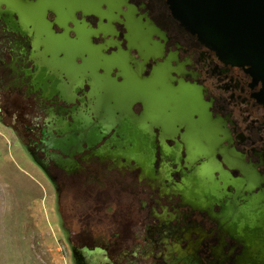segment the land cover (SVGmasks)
<instances>
[{
	"label": "flooded vegetation",
	"instance_id": "flooded-vegetation-1",
	"mask_svg": "<svg viewBox=\"0 0 264 264\" xmlns=\"http://www.w3.org/2000/svg\"><path fill=\"white\" fill-rule=\"evenodd\" d=\"M263 88L168 0H0V121L49 157L58 210L83 190L66 233L92 264L138 233L171 240L165 264H264Z\"/></svg>",
	"mask_w": 264,
	"mask_h": 264
},
{
	"label": "rangeland",
	"instance_id": "rangeland-1",
	"mask_svg": "<svg viewBox=\"0 0 264 264\" xmlns=\"http://www.w3.org/2000/svg\"><path fill=\"white\" fill-rule=\"evenodd\" d=\"M31 149L28 141L17 139L9 125L0 121V264H92L82 251L87 237L66 233L67 228L81 229L86 204L74 198L81 196L83 190L63 189L58 210L55 190L45 170L49 157L37 156ZM105 223L93 222L88 229L95 235L94 245L99 247L103 243L109 246L111 239L100 234L106 232ZM164 241L163 235L138 233L134 252L110 248L97 263H102L103 256L110 263L120 264L181 260L172 247H167L171 240ZM200 256L201 264H208V253ZM188 260L189 257L185 263L189 264Z\"/></svg>",
	"mask_w": 264,
	"mask_h": 264
},
{
	"label": "water",
	"instance_id": "water-1",
	"mask_svg": "<svg viewBox=\"0 0 264 264\" xmlns=\"http://www.w3.org/2000/svg\"><path fill=\"white\" fill-rule=\"evenodd\" d=\"M174 16L264 85V0H168ZM264 96V88H263Z\"/></svg>",
	"mask_w": 264,
	"mask_h": 264
},
{
	"label": "bare ground",
	"instance_id": "bare-ground-1",
	"mask_svg": "<svg viewBox=\"0 0 264 264\" xmlns=\"http://www.w3.org/2000/svg\"><path fill=\"white\" fill-rule=\"evenodd\" d=\"M256 215V214H255ZM258 218V217H257ZM249 220H244V219H242V221L241 222H248L250 225H255V224H257V222H256V216H254V214L253 213H251V214H249V218H248Z\"/></svg>",
	"mask_w": 264,
	"mask_h": 264
}]
</instances>
